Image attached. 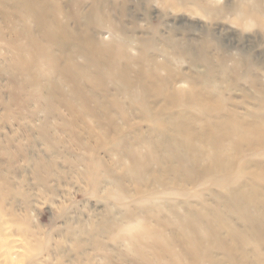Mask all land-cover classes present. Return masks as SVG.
Listing matches in <instances>:
<instances>
[{
	"label": "bare ground",
	"instance_id": "6f19581e",
	"mask_svg": "<svg viewBox=\"0 0 264 264\" xmlns=\"http://www.w3.org/2000/svg\"><path fill=\"white\" fill-rule=\"evenodd\" d=\"M8 1L21 21L14 29L11 70L33 88L34 98L48 113L62 107L88 127L92 119L107 136L115 133L111 148L121 157L118 166L139 188L179 189L170 199L168 191H150L131 209L124 188L107 173L105 183L114 187L110 199L126 210L115 237L127 242V252L150 264H264V76L253 55L222 52L214 58L222 49H211L209 35L198 44L187 36L177 42L161 39L152 27L145 31L149 37H134L115 19L128 18L131 0H68L70 11L61 0ZM143 1L148 18L157 1ZM163 3L164 14L180 9L242 30L264 28L260 2L235 0L229 8L222 0ZM143 62L147 71L139 67ZM185 65L203 72L186 77L180 71ZM243 83L259 88L260 104L247 114L230 108L223 95L225 86ZM134 118L148 124V136H126L125 123ZM248 153L257 160L247 159ZM143 246L168 256L175 250L179 258L154 261Z\"/></svg>",
	"mask_w": 264,
	"mask_h": 264
},
{
	"label": "rangeland",
	"instance_id": "374dc122",
	"mask_svg": "<svg viewBox=\"0 0 264 264\" xmlns=\"http://www.w3.org/2000/svg\"><path fill=\"white\" fill-rule=\"evenodd\" d=\"M156 1L148 18L146 6L140 5L144 1L131 0L128 18L115 15V19L141 39L150 36L145 31L152 27L159 29L161 39L171 38L177 42L187 36L189 42L198 44L209 35L211 49H222L212 53L214 58L222 56V52L234 53L237 57L251 54L257 64L262 65L259 71L264 76V28L242 30L230 25L228 20L212 22L191 12H178L180 9H170L164 14L163 0ZM248 1L260 2L264 11V0ZM1 2L4 4V0H0V30L3 32L0 34V264H150L130 255L127 242L115 237L117 229L126 221V210L110 199L114 187L105 183L106 175L113 173L118 179L126 192L124 203L131 209L135 208L136 199L150 191H168L166 196L170 199L179 189L139 188L126 179L118 166L121 157L111 148L112 140L117 138L115 133L107 136L92 119L88 120V127L62 107L56 113H48L47 107L34 98L33 88L23 84L19 75L11 70L10 63L15 56L14 29L21 27V21L13 15L8 0L4 9ZM61 2L70 11L68 0ZM234 2L222 0L221 4L229 8ZM36 5L40 6L39 2ZM78 10L79 7L73 8V12ZM71 27L76 28V24L72 22ZM103 38L108 40L109 36ZM131 53L138 57L136 52ZM79 62L84 61L79 59ZM139 67L148 70L145 62ZM180 71L186 77H193L203 69L191 70L185 65ZM164 75L161 71L159 76ZM177 88L188 89L189 86L178 84ZM258 89L247 83L238 88L225 86L223 95L230 108L247 114L260 104ZM118 123L123 125L124 121L119 119ZM69 124L71 128L65 127ZM125 124L126 136L131 140L134 134L149 135L148 124L141 118ZM76 125L79 127L75 131ZM91 126L96 129L95 136L91 134ZM79 140L84 144H79ZM81 145L90 150L86 151ZM247 159L257 160L250 153ZM237 163L240 164L241 159ZM93 166L97 168L95 179ZM206 182L203 180L198 186ZM211 191L220 192L217 188ZM142 250L158 262L169 263L171 258H179L175 250L171 256L150 246H143Z\"/></svg>",
	"mask_w": 264,
	"mask_h": 264
}]
</instances>
